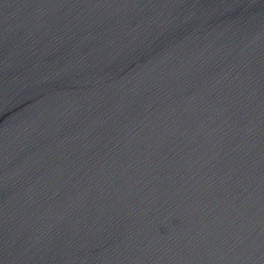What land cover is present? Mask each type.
I'll list each match as a JSON object with an SVG mask.
<instances>
[{
    "label": "water",
    "instance_id": "water-1",
    "mask_svg": "<svg viewBox=\"0 0 264 264\" xmlns=\"http://www.w3.org/2000/svg\"><path fill=\"white\" fill-rule=\"evenodd\" d=\"M0 264H264V0H0Z\"/></svg>",
    "mask_w": 264,
    "mask_h": 264
}]
</instances>
